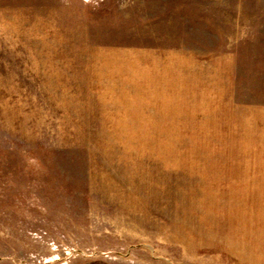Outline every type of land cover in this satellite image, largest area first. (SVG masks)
Listing matches in <instances>:
<instances>
[{
	"label": "rangeland",
	"instance_id": "obj_1",
	"mask_svg": "<svg viewBox=\"0 0 264 264\" xmlns=\"http://www.w3.org/2000/svg\"><path fill=\"white\" fill-rule=\"evenodd\" d=\"M0 264H264V0H0Z\"/></svg>",
	"mask_w": 264,
	"mask_h": 264
},
{
	"label": "bare ground",
	"instance_id": "obj_2",
	"mask_svg": "<svg viewBox=\"0 0 264 264\" xmlns=\"http://www.w3.org/2000/svg\"><path fill=\"white\" fill-rule=\"evenodd\" d=\"M150 83H151V82H150ZM124 124H125V123H124ZM117 128H118V129H123V128H124V129H127V126H124V125H121V124H120L119 126L115 127L114 129H117ZM114 129H113V130H114ZM116 131H117V130H116ZM112 134H115V133L112 132ZM116 134H117V133H116ZM166 147H168V145H166Z\"/></svg>",
	"mask_w": 264,
	"mask_h": 264
}]
</instances>
